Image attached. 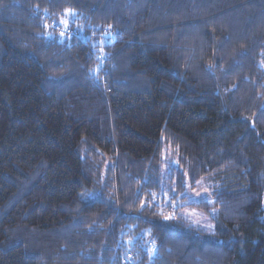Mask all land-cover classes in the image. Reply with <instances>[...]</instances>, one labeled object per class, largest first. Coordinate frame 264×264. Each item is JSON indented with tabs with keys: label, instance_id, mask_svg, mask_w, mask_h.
<instances>
[{
	"label": "trees",
	"instance_id": "trees-1",
	"mask_svg": "<svg viewBox=\"0 0 264 264\" xmlns=\"http://www.w3.org/2000/svg\"><path fill=\"white\" fill-rule=\"evenodd\" d=\"M0 264H264V0H0Z\"/></svg>",
	"mask_w": 264,
	"mask_h": 264
},
{
	"label": "rangeland",
	"instance_id": "rangeland-1",
	"mask_svg": "<svg viewBox=\"0 0 264 264\" xmlns=\"http://www.w3.org/2000/svg\"><path fill=\"white\" fill-rule=\"evenodd\" d=\"M57 23L59 24V27L62 29V32L67 33V36H69L72 33V31H75L77 33L84 32L82 36L83 39L90 38L89 34L85 35V33L87 32H85L84 21H81V16L77 14L75 11H67L65 15L61 18V20L57 21ZM64 37L65 35H61V32H60V35L58 38L62 40ZM205 199L208 200L209 198L207 197V195L205 194L203 190H201L199 194H194V197L192 198V200L197 201V202H200ZM186 214L193 216L194 219H198L201 225H205V226L207 225V222L199 213L192 214V213L186 212Z\"/></svg>",
	"mask_w": 264,
	"mask_h": 264
},
{
	"label": "snow or ice",
	"instance_id": "snow-or-ice-1",
	"mask_svg": "<svg viewBox=\"0 0 264 264\" xmlns=\"http://www.w3.org/2000/svg\"><path fill=\"white\" fill-rule=\"evenodd\" d=\"M61 35H64V33H63V32H61Z\"/></svg>",
	"mask_w": 264,
	"mask_h": 264
}]
</instances>
